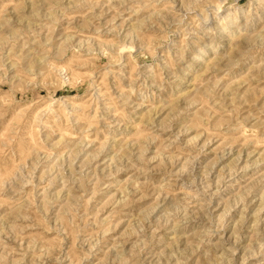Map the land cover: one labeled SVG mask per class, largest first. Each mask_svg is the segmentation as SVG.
<instances>
[{"label":"rangeland","instance_id":"1","mask_svg":"<svg viewBox=\"0 0 264 264\" xmlns=\"http://www.w3.org/2000/svg\"><path fill=\"white\" fill-rule=\"evenodd\" d=\"M224 1L0 0V264H264V0Z\"/></svg>","mask_w":264,"mask_h":264},{"label":"water","instance_id":"2","mask_svg":"<svg viewBox=\"0 0 264 264\" xmlns=\"http://www.w3.org/2000/svg\"><path fill=\"white\" fill-rule=\"evenodd\" d=\"M234 2L235 0H225L220 6V10H224L227 6L233 4ZM125 49L128 51H133V47H125Z\"/></svg>","mask_w":264,"mask_h":264},{"label":"bare ground","instance_id":"3","mask_svg":"<svg viewBox=\"0 0 264 264\" xmlns=\"http://www.w3.org/2000/svg\"><path fill=\"white\" fill-rule=\"evenodd\" d=\"M222 4V3H221ZM125 47H132V45H124L122 48H125ZM125 51V50H124Z\"/></svg>","mask_w":264,"mask_h":264}]
</instances>
